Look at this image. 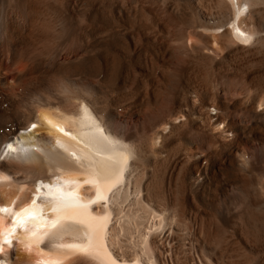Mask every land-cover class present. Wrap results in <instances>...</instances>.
I'll list each match as a JSON object with an SVG mask.
<instances>
[{
	"label": "bare ground",
	"instance_id": "6f19581e",
	"mask_svg": "<svg viewBox=\"0 0 264 264\" xmlns=\"http://www.w3.org/2000/svg\"><path fill=\"white\" fill-rule=\"evenodd\" d=\"M0 231L5 264H264V0H0Z\"/></svg>",
	"mask_w": 264,
	"mask_h": 264
},
{
	"label": "snow or ice",
	"instance_id": "6c2138e0",
	"mask_svg": "<svg viewBox=\"0 0 264 264\" xmlns=\"http://www.w3.org/2000/svg\"><path fill=\"white\" fill-rule=\"evenodd\" d=\"M244 43H248V41H245ZM33 127H35V125H33ZM4 243H5V244H8L9 246H11L12 241H10V240H5ZM3 251H4V248H3L2 245H0V254H2ZM0 264H4V261H3L2 259H0Z\"/></svg>",
	"mask_w": 264,
	"mask_h": 264
}]
</instances>
